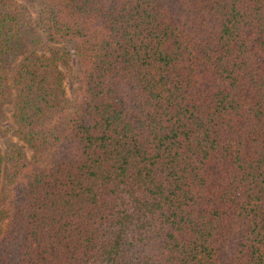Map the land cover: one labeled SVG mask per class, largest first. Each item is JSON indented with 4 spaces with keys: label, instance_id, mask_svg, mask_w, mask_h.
<instances>
[{
    "label": "trees",
    "instance_id": "trees-1",
    "mask_svg": "<svg viewBox=\"0 0 264 264\" xmlns=\"http://www.w3.org/2000/svg\"><path fill=\"white\" fill-rule=\"evenodd\" d=\"M27 1L0 0V264H264V0ZM31 30L70 96L57 53L9 77Z\"/></svg>",
    "mask_w": 264,
    "mask_h": 264
},
{
    "label": "rangeland",
    "instance_id": "rangeland-1",
    "mask_svg": "<svg viewBox=\"0 0 264 264\" xmlns=\"http://www.w3.org/2000/svg\"><path fill=\"white\" fill-rule=\"evenodd\" d=\"M18 3L22 5L27 13L33 15L35 10L32 4L27 0H18ZM31 35L37 36L36 42H31ZM19 49L15 54L9 55L5 58L6 66L8 69V75L11 77L13 69L18 61L27 54H39L49 55L50 53H57L62 55L63 58L58 62L59 68L63 72V86L66 91V95L70 96L75 86L74 72H75V59L69 50V47L63 43H51L48 42L44 35L38 30H31L24 34L21 44L19 43ZM13 93L8 96L1 107L0 113V148L1 151H8L11 146V142L17 143L14 136V124L12 121L13 112ZM27 154L30 153L25 148ZM1 187V186H0ZM1 194V191H0ZM3 195H1L2 199Z\"/></svg>",
    "mask_w": 264,
    "mask_h": 264
}]
</instances>
